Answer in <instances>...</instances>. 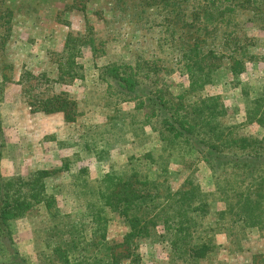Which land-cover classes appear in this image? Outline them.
Returning <instances> with one entry per match:
<instances>
[{
	"label": "trees",
	"instance_id": "16d2710c",
	"mask_svg": "<svg viewBox=\"0 0 264 264\" xmlns=\"http://www.w3.org/2000/svg\"><path fill=\"white\" fill-rule=\"evenodd\" d=\"M94 1L72 0L68 7L85 16ZM93 12L100 19L109 13L104 33L88 22L83 35L67 33L61 50L47 52L53 77L23 67L18 83L30 78L46 86L71 85L86 77L83 49L90 59L104 57L95 77L106 94L102 125L84 129L78 102L64 91L35 97L29 106L32 113H61L64 123L77 125L83 149L108 169L98 179L61 159L59 168H35L27 175L5 176L0 169V264H31L10 231L13 220L30 213H42L59 230L49 228V264H140L143 244L161 246L169 264H218L212 256L217 235L240 249L242 238L264 228V135L240 133L242 126L230 118L237 109L220 95L201 93L223 70L240 85L246 63H256V40L243 25L264 19V0H104ZM14 13L8 0H0L1 47L12 37ZM129 34L127 47L136 50L111 56L110 41ZM137 37L146 39L138 43ZM176 72L186 85L167 80ZM239 90L246 120L264 129V86ZM123 104L132 106L125 110ZM120 148L126 161L109 163ZM194 156L211 172L215 201L187 179L172 186L170 167L188 170ZM64 173L68 184L58 178ZM66 196L74 209L60 217L57 199ZM214 203L221 207L213 210ZM113 216L128 227L119 242L107 237Z\"/></svg>",
	"mask_w": 264,
	"mask_h": 264
},
{
	"label": "rangeland",
	"instance_id": "374dc122",
	"mask_svg": "<svg viewBox=\"0 0 264 264\" xmlns=\"http://www.w3.org/2000/svg\"><path fill=\"white\" fill-rule=\"evenodd\" d=\"M8 1L15 13L12 19V37L4 42L2 47L0 46V142L3 143L0 149L1 172L10 176L15 173L27 175L31 170L44 166L59 168L61 159L74 167L85 168L91 179L101 178L108 168L106 165L96 162L91 158V153L83 149L79 140L81 129L78 131L77 125H66L61 113L45 114L41 111L32 113V107L29 104L34 101L35 97L45 98L51 93L64 91L78 102V109L81 117L84 118V129L91 125H102L106 109L101 106L106 94H104V84L96 81L95 77L96 66L105 63L106 59L104 57L97 60L90 59L89 50L83 49L81 63L86 77L83 81L76 80L71 85H52L55 86L53 89H47L46 83L34 82L36 79L29 78L30 80L27 81L24 79L19 83L18 79L23 67L34 73L46 70L49 76L53 77L54 74L50 70L55 66L51 64L47 52L61 50L63 39L69 32L83 35L86 22L99 35L104 33V20L109 18V13H104L102 17L104 19H100V15L93 12V10L101 8L104 0H96L89 4L85 16L82 11L68 7L72 0ZM255 25L263 28L264 19L255 21L253 24L243 25V31L256 40L253 50L258 59L255 64L246 63L248 70H245V73L241 75L240 85H235L231 81V77H227L223 70L221 78L216 77L217 83L207 86L201 94L205 96L220 95L226 105L237 109V113L230 118L242 126L239 130L240 133L258 138L264 135V129L255 122L246 120L244 98L240 95L239 90V86H242L243 89L264 86V28L258 29ZM98 34L97 36H99ZM130 39H132L130 34L126 39L115 37L109 43L108 53L115 56L123 53L126 48L136 50L134 46L127 47L126 42ZM145 39V37L133 38V40H138V43L144 42ZM138 43L136 44L138 45ZM166 78L168 81L180 83L182 86L187 84L186 78L177 72ZM171 88L174 92L178 91L177 86ZM250 95L251 98L254 96ZM131 106V104H123L122 108L129 110ZM22 119L23 124H28L27 127H16L14 124H19V120ZM80 119L82 120V118ZM55 131H64V137L67 132H70L68 138L63 140L64 143L61 144V150L60 152L58 150V153L51 142L52 140H49L50 136H54ZM21 148L26 150L27 155L18 159L17 155ZM125 150V148H120L119 151L115 150L109 163H124L126 161ZM8 159L14 161L8 164ZM42 161L50 163L43 165ZM2 165L5 167L2 168ZM186 166L191 168L187 170L178 165L170 167L172 186L176 188L187 179L190 186L199 187L203 192L210 194V199L215 201L212 194L214 187L211 172L205 163L194 156L191 157V163ZM58 178L63 183L69 180L65 173ZM58 178L55 176L52 183H58ZM68 189L69 192L77 190L76 188ZM57 203L56 210L60 217L74 209L71 196L64 197V200L59 197ZM220 207V204L212 205L213 210ZM73 214L75 216L79 212ZM44 218L42 213H30L29 217L13 220L10 224V231L19 254L27 261L29 260L31 264H49L50 249L46 244L49 228L55 232L59 231L57 228L54 230V222L52 223L50 220L48 224ZM205 220L208 221L210 218L207 217ZM107 229L109 240L119 242L128 227L116 216H113ZM216 243L219 244V248L212 256L218 264H264V228L242 238L238 245L240 249L236 244L230 245V241L224 234L216 236ZM224 248L231 250L230 254ZM138 252L141 258L140 264H169L166 252L159 245L143 244L139 246ZM200 264L208 263L201 262Z\"/></svg>",
	"mask_w": 264,
	"mask_h": 264
},
{
	"label": "crops",
	"instance_id": "0c3cea01",
	"mask_svg": "<svg viewBox=\"0 0 264 264\" xmlns=\"http://www.w3.org/2000/svg\"><path fill=\"white\" fill-rule=\"evenodd\" d=\"M250 65H252V64H250ZM248 70V67L246 68V71ZM245 73V72H244ZM244 73H242V74H244ZM241 74V75H242ZM241 77V76H240ZM55 86H47V89H53ZM229 88H230V86H228ZM54 92V91H53ZM52 94V93H51ZM7 109H9V108H7ZM19 124H14L16 127H18V128H26L27 127V123H25V124H23V119L22 120H19V122H18ZM66 124V123H65ZM66 125H68V124H66ZM53 133V132H52ZM65 132L63 131H55V134H53L54 136V140H52L51 142L54 144V147H55V149H56V151H57V153H58V150H59V152H60V150H61V148H60V143L63 141V140H65L66 138H68V135H69V132H67L65 135V137L63 136V134H64ZM64 143V142H63ZM19 154L17 155V158L19 159V158H24L26 155H27V152H26V150H24L23 148H21L20 150H19V152H18ZM59 155V154H58ZM24 160V159H23ZM8 162V164L9 163H12V161H14V160H10V159H8L7 160ZM43 162V165H45L46 163H50V162H44V161H42ZM8 164H6V166H8ZM3 167H5V166H3L2 165V168ZM9 167V166H8ZM46 166H44V167H42V168H45ZM3 174V173H2ZM3 175H5V176H10V175H7V174H3Z\"/></svg>",
	"mask_w": 264,
	"mask_h": 264
}]
</instances>
